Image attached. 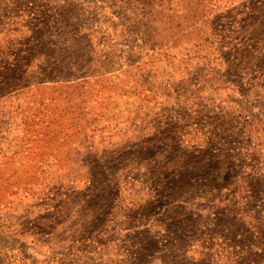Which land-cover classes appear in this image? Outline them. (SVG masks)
I'll return each mask as SVG.
<instances>
[{"label": "rangeland", "instance_id": "obj_1", "mask_svg": "<svg viewBox=\"0 0 264 264\" xmlns=\"http://www.w3.org/2000/svg\"><path fill=\"white\" fill-rule=\"evenodd\" d=\"M0 264H264V0H0Z\"/></svg>", "mask_w": 264, "mask_h": 264}]
</instances>
